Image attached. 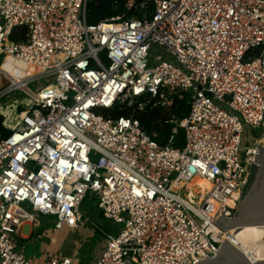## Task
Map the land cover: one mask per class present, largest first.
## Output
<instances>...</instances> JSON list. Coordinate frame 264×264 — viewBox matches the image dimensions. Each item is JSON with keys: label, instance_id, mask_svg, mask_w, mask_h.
Wrapping results in <instances>:
<instances>
[{"label": "built area", "instance_id": "2783aa9c", "mask_svg": "<svg viewBox=\"0 0 264 264\" xmlns=\"http://www.w3.org/2000/svg\"><path fill=\"white\" fill-rule=\"evenodd\" d=\"M88 1L0 0V264H76L15 245L41 217L83 231L86 198L122 229L93 224L105 249L81 264L213 258L234 245L216 220L234 215L264 148V0H114L126 12L97 24ZM15 28L25 40H10ZM182 101V147L173 134L160 145L135 117ZM245 127L260 131L250 147ZM195 179L210 185L197 205L183 192Z\"/></svg>", "mask_w": 264, "mask_h": 264}, {"label": "rangeland", "instance_id": "374dc122", "mask_svg": "<svg viewBox=\"0 0 264 264\" xmlns=\"http://www.w3.org/2000/svg\"><path fill=\"white\" fill-rule=\"evenodd\" d=\"M2 57L3 56H0V63L2 61ZM5 69L7 71H12L10 68ZM11 74L13 73L11 72ZM1 84H3V82L0 79V85ZM177 105L173 109L166 107L160 108V112H158L156 115V121L151 126L150 133L156 135V140H161V138L158 137L159 131H162L167 125L172 126L173 135L183 133V130L179 128V123L181 120L178 119L177 116H173V112L177 109ZM145 131L147 132V130ZM259 134L260 131L252 132L249 127H245L243 133V144L247 147H250L255 138L259 137ZM171 144H177V140L174 137ZM187 188L188 187L185 188V192L187 191ZM184 198L193 203V201L188 198L186 194ZM80 211L83 215V218L87 220V224L85 225V228H87V230H90L92 228V225L95 224L101 230L115 236L122 229L121 225H115L110 221L102 219L100 212L88 198L85 199L80 208ZM51 220L52 218L47 217L39 218L40 227L38 229H33L30 240L23 241L17 239V245H15L16 250L22 252L26 258L33 259L39 263H45L49 258L61 255L64 257H74L75 263L81 264L93 262L95 256H100L102 254L103 250L105 249V242L104 235L101 232H97V234L94 236L90 235L88 232L86 234L87 242L81 247L80 252L77 256H75V253L78 250V246H75L74 244L76 242V245H78V243L81 242V237H84V234H82L81 231L78 233H68V230L63 229L61 231L62 234H64L63 238L61 237V239L57 241L56 245L52 247L51 245H49L52 240L48 235V229L50 228ZM61 243H64V246L62 248L60 247ZM52 248L53 250H51Z\"/></svg>", "mask_w": 264, "mask_h": 264}, {"label": "water", "instance_id": "95a60500", "mask_svg": "<svg viewBox=\"0 0 264 264\" xmlns=\"http://www.w3.org/2000/svg\"><path fill=\"white\" fill-rule=\"evenodd\" d=\"M251 164L250 174L242 187V196L231 218L219 217L216 224L223 231L247 227H264V148ZM194 264H264V260L251 262L231 243L224 241L213 258Z\"/></svg>", "mask_w": 264, "mask_h": 264}, {"label": "trees", "instance_id": "16d2710c", "mask_svg": "<svg viewBox=\"0 0 264 264\" xmlns=\"http://www.w3.org/2000/svg\"><path fill=\"white\" fill-rule=\"evenodd\" d=\"M125 12L126 10L123 3L120 1L114 4V0H89L87 3V20L89 24H97ZM131 15L130 12L126 13L127 17H130ZM25 33L26 30L24 28H15L10 36V40L14 42L23 41L25 40ZM158 112H160V108L152 110L147 108L144 111H138L135 113L136 119L139 121L141 127L147 130L148 134L151 133V126L155 123ZM187 113L188 105L182 101L177 105V109L173 112V116L175 115L178 119L182 120L187 116ZM122 115L128 116L129 112H122ZM1 131L4 135L7 134V131L3 129H1ZM171 135L172 126L167 125L162 131H159L158 137H160L161 140H157L158 143L160 145H165ZM174 138L177 140V144L174 145V147H182L184 143V132L182 134H175Z\"/></svg>", "mask_w": 264, "mask_h": 264}, {"label": "bare ground", "instance_id": "6f19581e", "mask_svg": "<svg viewBox=\"0 0 264 264\" xmlns=\"http://www.w3.org/2000/svg\"><path fill=\"white\" fill-rule=\"evenodd\" d=\"M4 67L10 69L12 68V66L7 63L4 64L1 69L6 70ZM11 70L13 71V69ZM262 141L264 143V136L262 138ZM187 187V191L183 192H185L186 196L191 200L192 197H197V194L195 193L197 192V190H199L198 194H201V196H203L210 189L209 183L203 179H195ZM179 188L180 186L178 185L173 188V190L177 191ZM185 201L190 202L187 199H185ZM193 203H196L195 205H197L199 204V201H193ZM231 234L234 236V246L239 251H241L251 262L264 260V227L240 228L232 230Z\"/></svg>", "mask_w": 264, "mask_h": 264}, {"label": "crops", "instance_id": "0c3cea01", "mask_svg": "<svg viewBox=\"0 0 264 264\" xmlns=\"http://www.w3.org/2000/svg\"><path fill=\"white\" fill-rule=\"evenodd\" d=\"M82 232V234H84V237H81V242H79L78 243V245H76L77 243L75 242V246H83V245H85V243L87 242V239H86V237H87V233L89 232V234L90 235H92V236H94V235H96V234H92V232L88 229L87 230V228H85L83 231H81ZM48 235L50 236V239L52 240L51 242H50V244L49 245H51L52 247L53 246H55L56 245V243H57V241L59 240V239H61V237L63 238V235L64 234H62V232L61 231H58V232H56V231H53L52 229H48ZM68 233H70V232H68ZM67 233V234H68ZM69 235V234H68ZM86 239V240H85ZM64 246V243H61L60 244V247L62 248ZM51 250H53V248L51 249Z\"/></svg>", "mask_w": 264, "mask_h": 264}]
</instances>
